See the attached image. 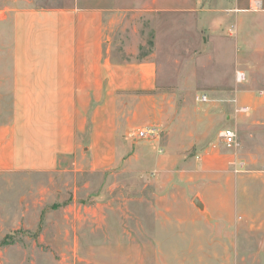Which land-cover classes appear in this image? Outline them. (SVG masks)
<instances>
[{
  "label": "crops",
  "instance_id": "0c3cea01",
  "mask_svg": "<svg viewBox=\"0 0 264 264\" xmlns=\"http://www.w3.org/2000/svg\"><path fill=\"white\" fill-rule=\"evenodd\" d=\"M0 7V173L150 169L165 181L160 197L207 221L211 242L244 236L237 243L247 244L254 235L264 247V68L246 69L240 81L234 74L235 115H215L207 92L203 111L188 113L162 89L153 54L134 58L143 44L139 27L158 11L191 13L209 41L234 49L236 62L264 60V0H71L60 7L0 0ZM203 85L181 73L175 86ZM242 106L250 110L243 114ZM223 121L235 132L234 152L215 141L220 129L211 134ZM147 128L156 134L137 135ZM193 150L198 155L188 159ZM141 228L157 248L182 246L185 230L199 231L186 223ZM119 241L127 257L111 252L105 264L183 261L156 253L137 260L136 236Z\"/></svg>",
  "mask_w": 264,
  "mask_h": 264
},
{
  "label": "rangeland",
  "instance_id": "374dc122",
  "mask_svg": "<svg viewBox=\"0 0 264 264\" xmlns=\"http://www.w3.org/2000/svg\"><path fill=\"white\" fill-rule=\"evenodd\" d=\"M37 1L40 5L56 7L71 2ZM1 10L0 7V15L3 14ZM155 12L158 11L151 12L139 27H142L143 44L134 58L153 54L161 73L162 89L169 94L173 92L181 103L178 107H185L186 112H202L206 104H210L215 115H235L236 101L229 91L234 87V74L250 68H264V60L246 56L236 62L234 49H229L222 40L209 41L207 29L197 23L191 13ZM207 52L213 55V61ZM181 73L188 79L196 74L204 85L176 87ZM208 77L214 78L213 85L219 87L209 84ZM224 83H229V87ZM204 92L211 98L209 102L205 100L207 103L201 99ZM228 122L216 123L211 134L230 126ZM214 138L211 136L210 140ZM215 141L222 145L218 135ZM233 146L223 147L234 152ZM196 154L197 150L190 151L188 159ZM147 170L144 174L115 168L106 172L72 168L1 172L0 264H105L111 259V252L127 257L128 247L119 246L123 243L119 241L122 234L136 236L133 252L137 260L163 254L183 259L177 264H264V252H261L264 247H258L256 236L253 235L247 244L237 243L243 242L244 236L221 240L227 244L225 246L221 242L217 245L211 242L207 221L190 209L174 207L169 199L160 197L164 193L156 188L165 181L154 180L152 170ZM164 223L199 225V231L185 230L183 245L177 248L151 247L150 238L141 226ZM232 223L238 224L240 220L235 217ZM128 225L137 226L140 231H116Z\"/></svg>",
  "mask_w": 264,
  "mask_h": 264
},
{
  "label": "built area",
  "instance_id": "2783aa9c",
  "mask_svg": "<svg viewBox=\"0 0 264 264\" xmlns=\"http://www.w3.org/2000/svg\"><path fill=\"white\" fill-rule=\"evenodd\" d=\"M236 79L237 81H240L243 79V75H242V72H236ZM197 100H200L199 99V96L196 97ZM203 101L206 100V96L203 95L202 98H201ZM239 111L241 112H246L249 110V108L246 106L244 107H239L238 108ZM155 130L153 128H147V129H142L140 131H138V136L139 137H145L147 135H155ZM218 138H219V141L222 143V145L226 148H230L232 147L233 145L236 144V135H235V132L230 129V128H223L221 129L219 132H218Z\"/></svg>",
  "mask_w": 264,
  "mask_h": 264
}]
</instances>
